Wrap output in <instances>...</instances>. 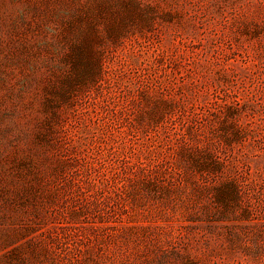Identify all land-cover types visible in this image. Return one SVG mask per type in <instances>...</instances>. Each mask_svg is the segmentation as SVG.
Wrapping results in <instances>:
<instances>
[{
  "label": "rangeland",
  "instance_id": "obj_1",
  "mask_svg": "<svg viewBox=\"0 0 264 264\" xmlns=\"http://www.w3.org/2000/svg\"><path fill=\"white\" fill-rule=\"evenodd\" d=\"M0 264H264V0H0Z\"/></svg>",
  "mask_w": 264,
  "mask_h": 264
}]
</instances>
